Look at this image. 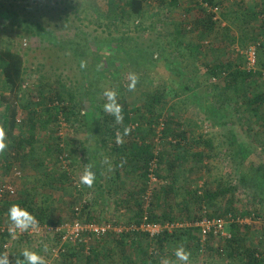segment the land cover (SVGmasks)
Segmentation results:
<instances>
[{"label": "rangeland", "instance_id": "374dc122", "mask_svg": "<svg viewBox=\"0 0 264 264\" xmlns=\"http://www.w3.org/2000/svg\"><path fill=\"white\" fill-rule=\"evenodd\" d=\"M192 1L179 0L173 13L167 9L168 7L165 8L166 11L161 10V0H146L145 15L140 18L141 24L136 27L132 21L120 20L115 24L110 22L106 12L113 6L111 0H0V49L7 47L18 49L24 57L21 98L15 102L19 109L17 115L19 126L14 132L16 137L21 134L25 142L31 130L32 119L37 120L39 117L48 116L46 115L48 112L45 114V106L39 103L41 99L36 96L40 88L48 91L49 95L55 92V89H61L64 84H68L69 89L74 92L75 102L79 105L80 111L78 112L80 113L79 123L66 121V128L62 132L57 129L58 124L52 121L47 125L46 130L38 129L41 135L39 143L45 144V147L37 148L36 154L48 162L45 163L46 166H41V161L37 157L17 160V149L12 147L13 140L5 131L7 147L0 152V190L4 186L11 185L12 190L5 192L3 197L8 196L15 202L24 198L26 195L23 189L32 182H36L38 173L44 172L49 164L53 166V160L46 154V146L50 147L54 142L49 138L51 135L59 134L55 140L63 145L67 153L70 150L73 152L72 175L81 180L80 175L90 168L95 174V179L91 186L85 184L86 188L79 194L71 186L66 190L60 189L63 186L61 183L54 190L47 191L48 197L44 196L45 194H39L38 203L49 202L51 205L53 203L51 215L57 221L56 223L46 221L41 224L60 226L67 222L72 223L78 218L83 224L92 222L93 220H85L84 209L93 214L95 222L121 228L122 231L113 229L109 232V238H104L103 249L99 255L100 260H96L95 264H130L128 260H132L133 264H143L141 255L145 251L146 254H149V251L155 252L156 248L152 238H147L143 234L139 237H142L140 240L143 242L144 249L136 247L130 241L131 238H127L126 254H130L131 257L126 258L119 243L124 232L138 231L135 229L138 226L134 216L135 208L128 207L125 201L127 192L132 189L133 183L142 181L138 170L132 171L134 167L131 165L128 169L129 173H124L125 169H123L122 181L125 186L117 194L106 196L105 201L99 200L97 195L98 182L103 183L100 179L101 174L97 171L99 169L97 162L110 159L106 151L111 148V141L117 140L118 136L121 142L127 143L133 138L129 130L127 134H122L121 131L114 135L107 132L103 106L108 102L105 92L109 90L115 91L117 102L120 105H126L129 110L138 106L144 107L148 95L158 88L162 91L163 87L169 96L165 104L161 101L154 107L158 112L163 111L162 116L159 117V125L143 117L140 121H131L133 130L141 129L138 134L139 138H137L139 143L151 142L153 152L157 156L153 159L149 172L150 188L147 189L149 195H145V206L148 207L153 199L154 188L170 180V176L163 181L157 175L158 155L163 151L171 150L172 146L182 141L172 131L165 134L167 119L172 116L175 121L182 120L185 125H187L186 121L192 120L197 124V127L193 126L197 133H203L212 139L210 142L213 149L205 150L206 155L202 165L195 163V166L201 170V176L196 178V171L187 169L186 172H182L183 177L177 181L178 189L185 192L197 187L200 190L203 182L208 180L215 182L224 177L225 173L230 175L233 183L238 184L241 176L246 173L247 182L241 184L237 199H235L238 215L249 220L247 222L249 227L241 226V231L248 235V246L257 244L264 253V226L258 221L259 218L254 212V207L258 205V195L264 189V178L262 172H256L251 168L252 160L264 163V129H260V123L250 112L236 104L235 100L238 97L231 99L233 95L236 96L232 89H223L226 83L225 78L214 80L208 78L204 61L198 57L199 54L205 53L209 44H214L212 48L223 45L222 38L217 37L216 34L202 37V33L191 31L176 33L177 26L183 28L182 21L188 18L186 7L190 6ZM221 3V6L218 5L219 9H216L218 10L216 18L220 23L218 28L220 31H226V27H229L237 36L236 40L228 45L222 58L226 61L236 59V62L240 63L241 68L244 69L247 66L244 53L253 39L242 37L240 27L232 20L237 12L241 16L240 11L243 7L248 6L253 10L262 8L264 0H222ZM150 6H153V9ZM251 20L247 18L245 24L243 23V26L249 23L248 35L260 30L261 17L257 20L251 18ZM135 23L138 21L136 20ZM262 38L264 39V35ZM198 48H200L199 53ZM192 51L196 53L191 55ZM260 53L261 56L264 54L262 46ZM211 54L214 59L220 58L216 52ZM186 76H191V78H185ZM257 81L259 82L257 85L262 87L263 82ZM184 83L195 86V88L193 91H183L181 86ZM216 87H219L217 93L215 92ZM3 92L8 93L5 91L0 74V95ZM177 92L181 94L177 95ZM182 100L186 101L185 107L182 105L184 103ZM3 111L4 105L0 107V127H3L1 121ZM146 113L147 116L148 112ZM132 114L130 112L131 116ZM182 127L176 126L175 129L181 131ZM232 139L238 143L236 146L239 149L243 147L242 150L245 151L235 161L232 160L229 147H227L228 141ZM204 148L206 145H192L190 151L194 152ZM91 155L92 157L97 155V160L89 159ZM105 165L108 166L110 173H115L116 166L113 162L108 164L105 161ZM58 169L54 174L58 172ZM256 181L259 185L252 183ZM117 198L122 200L121 203H117ZM60 200L62 204L58 202ZM88 201L94 204H90L89 208H84ZM226 206L227 204L223 202L220 209L225 211ZM261 207L263 210L264 201ZM209 208L212 211L218 210V206L203 205L201 211H207ZM246 210L251 212L250 215L242 216V212ZM262 213L264 216V210ZM228 216H222V218L228 219ZM7 217L6 223L0 224V227L10 225L9 216ZM177 220L189 223L187 227L191 229L195 227L196 219ZM231 223L226 222L225 224L227 234H232ZM52 230L45 229L42 235L32 234L29 229L20 232L16 230L15 236L11 235L0 245L6 252L17 253L24 249L35 251L44 257L46 264H94L87 262V258L83 255L73 259L62 256V254L53 255L54 250L60 246L66 251L68 247L63 245L62 241V236L66 234L65 229L59 232ZM139 232L143 233L140 230ZM88 236L89 234H86L84 237L89 238ZM226 238L222 235L215 237L211 240L212 242L207 240L206 249L202 253L199 251L200 247H195L194 240L188 239V242L183 245L179 242L168 241L165 245V252L155 255L154 260L149 258L145 264H198L201 260L207 264H245L242 253H240L242 256L221 253V250L226 248ZM96 241L98 239L91 238L90 247H95ZM68 243L74 245L72 242ZM5 244H8V247H5ZM179 248H183L189 254L187 261H181L176 257L175 252Z\"/></svg>", "mask_w": 264, "mask_h": 264}, {"label": "trees", "instance_id": "16d2710c", "mask_svg": "<svg viewBox=\"0 0 264 264\" xmlns=\"http://www.w3.org/2000/svg\"><path fill=\"white\" fill-rule=\"evenodd\" d=\"M221 1L222 0H193L192 4L186 7L188 18L183 19V28L177 26L176 33L179 34L182 31H191L195 33H202V37L209 36L210 34H216V36L218 35L217 37L222 38L224 42L223 45L212 48L214 44H209L205 53L199 54L198 57L204 61V64L207 68L206 73L209 75L208 78H213V80L217 78H225L226 83L224 84L223 89H232L236 96L233 95L234 97L231 99L238 97L235 100V102H237L236 104H238V106L243 108L245 111L250 112L251 115L254 116L255 119L260 123V129H264V54L261 56L260 53V47L262 46L264 49V39L262 38L264 35V3L263 7L257 10H253L248 6L246 8L240 7L241 16L237 12L236 17L232 20L234 24H237V26L240 27L241 34L243 33L241 35L242 37L244 36L245 38L253 39V41L248 44V46L254 43L258 45L257 69L249 70L247 66L244 69L241 68L240 63H237L236 59H230L226 61L224 58H222V55L226 52L228 45L234 42L237 36L233 34L231 28L229 27H226V31H220L218 28L220 23L219 19L216 18L218 10L216 11L215 8L219 9L218 5L221 6ZM111 2L113 6L108 8L106 12V16L111 20V23L115 24L116 21L121 20L124 22L132 21L136 27L141 24L140 18H143L145 15L144 6L146 0H111ZM161 2L162 6L160 8L162 11H166L165 8L168 7L167 9L174 13L175 7L178 5L179 0H161ZM150 8L153 9V6H150ZM223 16H226V14H223ZM259 17H261L260 30L258 29L255 34L252 33L248 35L247 31L249 23L247 21L248 24L245 26H243V23L245 24V20L247 18L248 20L250 19V21H252L251 18H255V20H257ZM136 20L138 23H135ZM197 50L199 53L200 48ZM215 52L219 54V59L213 58L211 53ZM195 53L196 52L192 51L190 54L194 55ZM244 54L246 57L245 61L247 63V55L246 53ZM116 65L119 67L118 63H116ZM0 74L3 78L5 91H8V93L3 92L0 95V107L4 105V111L1 113V121L7 135L13 140L12 147L17 149V160H21V158L23 160H29L28 158L30 157H37L41 161V166H46L45 163L48 162H46V160L40 156L38 157L36 154L37 148L42 149L45 147V144L39 143L41 142V135L39 134L40 130L38 129L47 128V125L51 121L57 125L60 114H63L65 120L69 121L70 123H79L80 113L78 112L80 111L79 105L75 102L74 92L69 89L68 84H64L61 89H55V92L49 95L47 94L48 91L46 92L44 89H39L36 96H38V99H41L39 103L45 106V114L48 112L46 114L48 116L43 118L39 117L37 120L32 119V124L29 122L31 125V130L26 136L27 138L25 142L27 143H25V138H21V134L16 137L14 133L16 128L19 126L17 121L19 109L15 102L21 98L20 92L22 90V84L24 81V57L18 49L8 47L0 49ZM185 78H191V76H186ZM257 80L263 82L262 87L257 85L259 84ZM198 84L199 83H197V85ZM215 85L218 86L216 83ZM252 85H254L253 88ZM219 87L215 88L216 93L219 91ZM194 88L195 86L187 83H184V85L181 86L183 91H193ZM161 89L162 91H160V88H158L155 92H151L148 95V100L144 104V107L138 106L129 110L126 105H121L123 119L119 122L116 121L115 117L111 113L105 112L104 122L107 132L114 135L116 132L121 131V133L124 134L125 129H127L132 133L133 138L129 143L124 141L118 142V140L111 141V148L107 151L105 150L106 154L110 156V159L107 158L101 160V162H97V165H99V169L97 171L100 172V179L103 180V183L101 184L98 182L99 189L97 190V195L100 198L99 200H107L106 196H110L115 193L117 194V192L125 186L124 182L122 181L124 172L123 169H125L124 173H129L128 169L131 165L134 167V170L132 171L138 170L137 172L140 173L139 177H141L140 179H142V181L139 183H133L134 185L132 186V189L127 192L128 195H126L125 201L127 202L128 207L133 206L135 208L134 216L136 217L138 225H140L143 220H147V222L164 223L167 221L179 222L177 219L180 220L181 218L193 220L196 219L197 221L206 216L212 218L232 215L234 218H237L239 216V212L238 206L235 203V199H237L236 196L240 190V186H242L241 184H246L247 182V177L245 175L246 173L241 176L238 184L233 183L230 175L225 173L224 177L217 179L215 182L213 180L203 182V185L200 186L201 192L197 187L194 189H189L185 192H182L178 189L177 181L183 177L182 172H186L187 169L191 171L195 170L196 178L201 176V170L198 166H195V163H200V165H202L201 163L204 159V156L206 155L205 150L213 149V146L210 142L212 139L206 137L203 133L196 132V128L193 127L194 125L197 127L195 122L188 120L186 121L187 125H185L182 120H178L177 122L172 116L167 119L165 127L166 129H164L165 134L166 132L169 134V132L172 131L177 134L182 139V141L172 146L173 148L171 150L163 151L158 155L157 160L159 162V171L157 172V175L163 179V181H166L170 176V180L169 182L154 188L152 192L153 199L151 200L148 207L145 206V197L149 195L147 193V189L150 188L149 172L152 161L157 156L153 152V146L151 142H142L143 144L139 143L137 138H139L138 134L141 129H137L138 131L133 130L131 128V121H140L141 117H143V119H147L150 122L155 121L157 125L160 124L159 117L162 116L163 111L159 110L160 112H158L154 107L161 101L165 104L169 97L164 88L162 87ZM180 94V92H177V95ZM196 94L197 93H195V95ZM182 101H184L182 105L185 107L186 101ZM211 106H213V104ZM235 108H237V106ZM146 111L148 112L147 116ZM130 112L133 113V116L130 115ZM176 126H183L182 130L177 131L175 129ZM148 133H150V131ZM57 136L55 134L51 135L49 138L54 142L50 147L46 146V154L53 160V166H50L49 164L44 172L38 173L36 182H32V184H29L23 189L26 196L19 200V202L10 200L8 196L0 197V224H5V220H8V209L13 204H18L29 209L35 215L39 223H44L46 221L56 223L57 221L51 215L53 203L52 205L49 202L38 203L39 198L37 197L39 194L42 193L45 194L44 196L48 197L46 194L47 191L54 190V188H57L58 184L60 183L63 185L60 187V189L66 190L69 189V186H71V188L76 191L77 194L80 192L82 193L84 188H86L85 184L82 183L80 179L72 175L71 157L73 152L70 150L69 153H67L62 147L63 145L56 141ZM104 142L107 143V141ZM182 142H184V144ZM81 144L83 145V143ZM237 144L238 143H236L234 139L229 140L227 143V147H229L230 152L229 154L233 161H235L238 156L245 153V151L242 150L243 147L239 149L238 146H236ZM192 145H206V148L191 152L190 147ZM89 159H94L96 161L97 155H93V157L91 155L89 156ZM105 161H107L108 164L111 162L115 164V173L109 172V168L107 165H105ZM189 163H193V165H190ZM251 168L256 172H262L264 178V163H258V160H252ZM57 169L58 172L54 174ZM83 175L80 176L82 177ZM75 182H79V184ZM64 183L66 184L64 185ZM252 183L259 185L257 181ZM262 190V193L258 195V205L254 207L256 216L261 220L264 218L262 213L264 209L262 210L261 207L264 201V189ZM93 201L96 202V200ZM121 201L122 200L117 198L118 204L121 203ZM58 202L61 203V200ZM223 202L227 204L225 211L220 209V206H222ZM90 204L94 203H90L88 201L85 203L84 208H89ZM203 205H207L208 207L218 206V210L212 211L209 208L207 211L202 212L201 209L203 208ZM259 207H261V209H259ZM198 208L200 209L197 210ZM242 213L243 214L241 215L245 216L248 214L250 215L251 212L246 210ZM83 215L86 221H96L95 217L90 211L87 212L83 209ZM261 224L264 226V220H262ZM230 225L232 227V234L230 237L226 238L227 245L223 250L220 249L221 253L223 254L226 252L231 256L240 255V253H242L243 256H240H242V258L244 257L245 264H264V253L262 250L259 249L257 244H252L251 247L248 246V235H245V233L241 231V226L249 227V224L246 222L239 223L233 221ZM141 234L147 238H150L149 234L145 232L140 233L139 230L131 233L124 232L122 234L123 237L119 243L122 252L124 255H126V258L131 257L130 254H126V244L128 241L126 240L127 238H131L130 241L136 247L144 249L142 247L143 242L140 240L142 237H139ZM199 234L200 228L196 225L193 227V229L187 226L177 227L171 232L165 229L160 235L151 239L156 244L155 252L149 251V254H146L145 251L141 255V257H143V264H145V261L147 262L149 258L152 259L155 255H160L161 253L165 252V245L168 241L179 242V244L183 245L188 242V239H191V241L194 240L193 242L195 247L199 248L201 244ZM10 236L11 235L8 230L2 231L0 227V244L2 241H6ZM104 238H109V233L96 241L95 247L91 246L88 249L86 248L85 243L78 242L74 245H69L68 242L67 244L64 243L63 245L67 246L68 250L66 251L65 249V252L61 254L62 256L72 259L83 255L87 258V262L94 263L96 260H100L99 255L103 249L102 247L105 241ZM214 238L215 236L212 235L208 238V241H211ZM22 252L23 251L17 253L6 252L4 251L3 246L0 245V255L6 253L9 257L10 264H17L18 260L23 262ZM129 261L130 264H133L132 260H128V262Z\"/></svg>", "mask_w": 264, "mask_h": 264}, {"label": "built area", "instance_id": "2783aa9c", "mask_svg": "<svg viewBox=\"0 0 264 264\" xmlns=\"http://www.w3.org/2000/svg\"><path fill=\"white\" fill-rule=\"evenodd\" d=\"M217 9V8H215ZM247 55V68L250 69H257V60H258V45L257 44H251L248 46L246 50ZM60 124V125H59ZM58 129L60 132L63 131V129L66 128V120L63 114L59 115L58 119ZM79 184V182H75ZM12 190L11 185L4 186L0 190V197H3L6 193ZM78 217V216H77ZM239 222V223H247L249 222L248 218H243L241 216H238L237 218H234L232 215H229L228 219H224L222 217H204L200 220H197L194 225L199 226L200 228V248L199 251L202 253L206 249L207 240L209 237L214 235L215 237L218 236H225L230 237L231 234H227L225 232V224L226 222ZM258 221L262 222L261 219ZM190 225L189 223L184 222H147V220H143V222L136 226L135 229L143 231L147 234H149L150 238H155L158 235H160L165 229L169 230L170 232L173 231L174 228L177 227H184ZM111 224L107 223H97L95 221L89 222L87 224L81 223V220L78 218L72 223H64L60 226L55 225H42L38 222L35 227L30 228L29 231L32 234L35 235H42L45 229H53L54 231H62V229H65L66 234L62 236V241L64 243L72 242L73 244L76 243H85L86 248H90L89 242L91 241V238H97L98 240L101 239L103 236L107 235L110 231L113 229L116 231H122L121 228H117L116 226L111 227ZM9 226H3L1 227L2 231L8 230ZM52 230V231H53ZM18 232L21 230L17 229ZM87 232V233H86ZM86 234H89V238H85L84 236ZM5 247H8V244H5ZM65 252V248L60 246L58 249L54 250L53 255L59 256L61 253ZM198 264H207L203 260H201Z\"/></svg>", "mask_w": 264, "mask_h": 264}, {"label": "clouds", "instance_id": "9594fccd", "mask_svg": "<svg viewBox=\"0 0 264 264\" xmlns=\"http://www.w3.org/2000/svg\"><path fill=\"white\" fill-rule=\"evenodd\" d=\"M105 96L108 98V102H106L103 106L104 111L111 113L117 122L123 119L122 117V108L121 105L117 102L116 96L117 93L115 91H106ZM127 129H125V134H127ZM118 142L120 141V137H117ZM7 147L6 141V133L3 127H0V152H3ZM95 174L94 172L88 168L85 170L84 175L81 178V182L91 186L94 182ZM8 216L10 220L9 225V233L12 236L16 235V230L19 229L21 231L28 230L33 228L37 224V219L35 215L26 207H22L18 204H13L8 209ZM176 257L181 261H187L189 259V254L183 249L179 248L175 252ZM23 262L17 261V264H46L44 257L38 254L35 251L30 249H24L22 252ZM0 264H10V260L8 255L2 254L0 255Z\"/></svg>", "mask_w": 264, "mask_h": 264}]
</instances>
